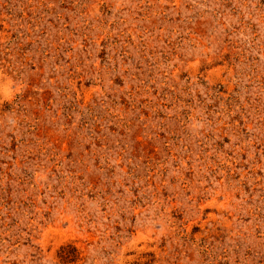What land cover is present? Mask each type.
Returning <instances> with one entry per match:
<instances>
[{
	"label": "rangeland",
	"instance_id": "1",
	"mask_svg": "<svg viewBox=\"0 0 264 264\" xmlns=\"http://www.w3.org/2000/svg\"><path fill=\"white\" fill-rule=\"evenodd\" d=\"M0 264H264V0H0Z\"/></svg>",
	"mask_w": 264,
	"mask_h": 264
}]
</instances>
